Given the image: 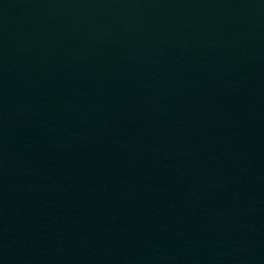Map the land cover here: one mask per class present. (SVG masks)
Here are the masks:
<instances>
[{"label": "water", "instance_id": "1", "mask_svg": "<svg viewBox=\"0 0 264 264\" xmlns=\"http://www.w3.org/2000/svg\"><path fill=\"white\" fill-rule=\"evenodd\" d=\"M0 264H264V0H0Z\"/></svg>", "mask_w": 264, "mask_h": 264}]
</instances>
